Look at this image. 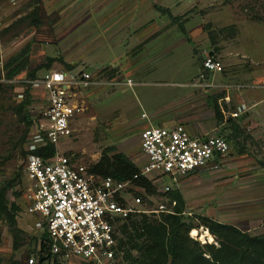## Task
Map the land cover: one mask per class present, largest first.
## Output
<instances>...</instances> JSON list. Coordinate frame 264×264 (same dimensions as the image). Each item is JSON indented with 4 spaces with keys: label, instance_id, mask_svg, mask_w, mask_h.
Segmentation results:
<instances>
[{
    "label": "rangeland",
    "instance_id": "374dc122",
    "mask_svg": "<svg viewBox=\"0 0 264 264\" xmlns=\"http://www.w3.org/2000/svg\"><path fill=\"white\" fill-rule=\"evenodd\" d=\"M212 39L222 48L219 55L213 49L203 53L213 48ZM26 47L31 48L26 66L8 78L6 64ZM211 53L224 67L214 80L219 86L192 87L203 84L196 82V74L200 75L202 58ZM49 58L55 59L49 69L68 71L71 65L73 73L91 71L107 83L80 99L85 115L74 136L57 150L86 167L97 163L105 150L123 153L142 166L140 135L151 125H185L182 121L191 119L195 126H210V134H224L229 117L219 123L211 105L212 97L219 105L225 95L221 85L232 86L234 105L238 97L250 104L264 99V88L254 87L264 83V0H0V187L13 182L7 203L20 205L16 220L24 232L19 250L13 251L10 227L0 219L3 264L11 257L29 264L40 243L41 232L33 230L36 218L26 213L30 191L25 165L37 146L28 140L34 127L23 121L21 104L30 88L34 108L33 103L29 108L37 119L36 99L45 98V91L38 87L33 92L29 73ZM46 71L38 70L36 77ZM126 78L132 79L133 87L108 84ZM237 86L243 87L241 93ZM249 112L240 124L246 133L229 142L225 158L214 159L220 162L219 172L206 168L192 174H200L196 180L190 181L189 175L182 181L178 192L191 219L187 222L198 225V216H205L252 236L264 234V195L255 192L258 179L244 177L256 163L264 164V138L256 141L248 130L252 122L264 130V101ZM194 182L196 188L184 194ZM144 199L142 208L149 211L170 202V196ZM202 232L203 227L193 229L190 237L201 244L215 243L212 235ZM64 262L84 264L77 257Z\"/></svg>",
    "mask_w": 264,
    "mask_h": 264
},
{
    "label": "built area",
    "instance_id": "2783aa9c",
    "mask_svg": "<svg viewBox=\"0 0 264 264\" xmlns=\"http://www.w3.org/2000/svg\"><path fill=\"white\" fill-rule=\"evenodd\" d=\"M223 68L214 54L205 56L203 69L213 77L207 87L219 86L215 85L214 79ZM72 71L50 69L28 81L33 92L38 87L45 91V98L36 99L39 110L28 139L31 145L51 144L58 149L71 139L86 111L80 99L87 92L107 85L91 71ZM108 84L133 87L130 78ZM259 87L264 88V84ZM221 88L226 92L219 103L223 116L244 123L249 107L239 97L234 105L231 85H221ZM236 88L240 93L243 91L242 86ZM140 141L144 163L139 166V173L129 180L96 175L89 167L78 164L58 150L50 159L29 157L25 165L30 191L26 213L36 218L33 230L41 232L40 235L46 232L49 237L46 244L51 257L45 264H55V257L63 259L59 264H65L64 261L72 257L81 259L84 264H116L119 222L135 213L173 212L164 204L156 211L144 210L146 192L137 185V180L146 178L158 194L178 191L189 175L206 168L220 170V162L214 159H223L230 151L225 138L210 133L198 136L183 124L172 127L151 125L142 131ZM38 258L35 253L29 264L37 263Z\"/></svg>",
    "mask_w": 264,
    "mask_h": 264
},
{
    "label": "trees",
    "instance_id": "16d2710c",
    "mask_svg": "<svg viewBox=\"0 0 264 264\" xmlns=\"http://www.w3.org/2000/svg\"><path fill=\"white\" fill-rule=\"evenodd\" d=\"M181 29L185 33L183 27ZM211 42L212 49L219 55L222 51L221 46L214 39ZM30 51L31 48L26 47L20 55L9 60L6 64V68L9 70L8 78L14 77L23 70L26 66L24 59L30 57ZM54 60L49 58L46 64L35 68L33 72L29 73V76L35 78L40 69L50 70ZM68 68L70 71L74 70L71 65ZM201 68H203V62H201ZM204 73L205 80L210 81L212 75L205 70ZM218 100V98L212 97L211 105L216 120L223 123L224 116L218 105ZM32 103L33 99L30 88H28L27 98L21 104L25 114L23 121L28 127H32L36 123V119H33L29 108ZM227 123L229 125L224 128V134L221 137L225 138L228 143L235 142L243 132L246 133L242 126L233 119H227ZM27 134L28 132H26V137ZM56 151L54 145L46 144L32 150L30 156L50 159ZM72 160L75 161V159ZM89 168L96 175L113 177L117 180H129L140 171V167L127 155L123 153L111 155L107 150L103 151L100 160ZM136 183L145 190L147 199L157 195L170 196V202L167 206L173 212L135 213L131 214L124 222H119L116 264H264V234L252 236L237 226L205 216H198L199 223L194 225L190 221L187 222L191 219L189 215H186V203L178 191L158 194L155 187L146 178H140ZM12 185L13 182L10 180L0 187V219L8 223L13 236V251H17L20 243L24 240L21 237L24 232L18 228L16 220L17 213L21 211L20 205L14 202L8 206L7 203L8 192ZM145 199L144 203L147 202ZM173 202H176V205L172 207ZM144 210L149 211L148 209ZM201 227H203L202 233L208 236L212 235L219 246L214 243L201 244L200 241L190 237V232L193 229ZM39 240L41 242L39 250L33 251L32 254L38 253L39 255L38 262L35 264H45L46 260L51 257L46 244L50 240L46 232L40 235ZM3 261V258L0 257V264H3ZM60 262L61 258L55 257V264ZM9 264H22V262L11 257Z\"/></svg>",
    "mask_w": 264,
    "mask_h": 264
},
{
    "label": "crops",
    "instance_id": "0c3cea01",
    "mask_svg": "<svg viewBox=\"0 0 264 264\" xmlns=\"http://www.w3.org/2000/svg\"><path fill=\"white\" fill-rule=\"evenodd\" d=\"M171 13V12H170ZM173 16H178V15H180L179 13H174L173 12V14H172ZM131 21H132V19H130ZM133 22H134V20H133ZM133 22H131V24L133 23ZM210 47V46H209ZM208 47V48H209ZM212 48H209V50H205L203 53L205 54L206 52L207 53H209V52H211L212 50H211ZM200 53H202L201 51H200ZM202 53V54H203ZM205 57V56H204ZM203 60H204V58H203ZM261 62H264V60H262ZM264 66V65H263ZM198 72H200V75H199V73H197L196 74V76H198V79L196 80V82H200V83H203V84H200V85H198V86H195V84L193 83V85H191L192 87H199V86H205V87H207V85H209V84H211L212 83V81H213V77H211V80L210 81H206L205 79V77L204 78H201L200 76H202L203 74H205L204 73V69L203 68H201L200 67V69L198 70ZM217 76V75H216ZM214 80H216V78L214 79ZM250 81V78H247L246 79V82H249ZM248 83H246L245 85H247ZM264 84V83H263ZM244 85V86H245ZM253 85H251V86H246L245 88H248V87H252ZM259 86L260 85H255L254 87H256V88H259ZM207 88H212V89H214L213 87H207ZM245 99H246V97H245ZM262 101H264V99H262V100H258V101H256V102H254L253 104H250L249 102H247L249 105H247L250 109L248 110V112L251 110V108L253 109V108H255L259 103H261ZM246 103V104H247ZM263 114V113H262ZM247 117H248V119H250L251 118V114H250V112H249V114L247 115ZM187 121H189V122H187ZM197 121H203V120H201V119H199V120H197ZM255 121V120H254ZM182 122H184L185 123V126L191 131V133L192 134H195V135H198V136H202V135H205L206 133H208V128H210V126H205L204 124H202V123H197L198 124V126H195V125H193V124H191L192 123V121H191V119H187L186 121H182ZM191 122V123H190ZM169 126H175V125H169ZM168 126V127H169ZM261 124H258V123H254V122H252V123H250V125L248 126V130L249 131H251L252 132V134H253V136H254V138H255V140L256 141H258V140H262L263 138H264V130H262L261 129ZM262 132V133H261ZM256 133H259L258 135H256ZM246 154V153H245ZM242 155H244V154H242ZM213 164V163H212ZM211 169V168H210ZM220 169H221V167H220ZM253 170V171H252ZM211 171H213V170H211ZM216 172H219V170L218 171H213L212 172V174H215ZM198 175H200L199 173L197 174L196 173V175L194 174V175H192L191 177H190V181H193V180H196L197 178H195V177H197ZM244 177L245 178H248V179H254L255 181L257 180V182H255L254 183V185H255V187H256V191L255 192H259V194H262V195H264V164H261V163H256V169H250L249 171H246L245 173H244ZM196 182H194L193 183V185H189V186H186L185 188L186 189H184V194H186V192H191V191H193L196 187ZM198 189V188H197ZM258 189H261V191H259ZM194 192H192V194H193ZM247 193H250V192H247ZM194 194H196V193H194ZM262 208V207H261ZM219 222H221V221H219ZM223 223H225V222H223ZM229 224V223H228Z\"/></svg>",
    "mask_w": 264,
    "mask_h": 264
},
{
    "label": "clouds",
    "instance_id": "9594fccd",
    "mask_svg": "<svg viewBox=\"0 0 264 264\" xmlns=\"http://www.w3.org/2000/svg\"><path fill=\"white\" fill-rule=\"evenodd\" d=\"M214 244L218 245L216 242Z\"/></svg>",
    "mask_w": 264,
    "mask_h": 264
}]
</instances>
